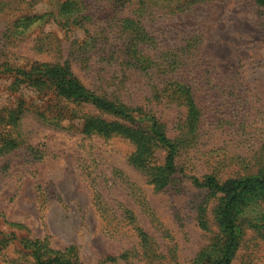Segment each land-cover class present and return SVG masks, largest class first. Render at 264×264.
<instances>
[{
	"label": "rangeland",
	"instance_id": "374dc122",
	"mask_svg": "<svg viewBox=\"0 0 264 264\" xmlns=\"http://www.w3.org/2000/svg\"><path fill=\"white\" fill-rule=\"evenodd\" d=\"M57 1L0 0V63L53 61L52 52L35 49L36 39L63 38L65 32L50 23L48 15L26 21L21 16L43 14ZM192 8V13H166L163 18L168 30L196 31L200 51L212 61L214 80L208 84L204 75L196 86L205 115L198 144L183 149L171 178L156 184L129 163L134 147L128 140L87 137L66 122L57 127L25 113L20 121L25 146L0 157V232L9 238L0 264H30L32 257L15 244L18 240L37 239L51 256L73 246L81 264H188L217 239L213 216L221 194L195 186L191 176L201 179L214 173L224 182L256 172L259 154L264 163V5L254 0H196ZM75 33L82 36L81 31ZM200 69H194L195 79ZM72 70L91 87V74L78 63ZM10 82L8 73H0L4 113L18 98L9 90ZM20 94L29 102L36 98L28 88ZM48 97L39 96L37 103H49ZM159 108L172 135L185 107ZM28 145L37 151H28ZM155 155L163 158L161 150ZM94 189L114 205L119 218L101 216ZM125 206L131 223L122 215ZM234 210L240 236L231 264H264V194L255 188L246 191ZM200 215L207 227L200 224ZM139 228L147 234L145 245ZM127 248L129 255L121 256Z\"/></svg>",
	"mask_w": 264,
	"mask_h": 264
},
{
	"label": "trees",
	"instance_id": "16d2710c",
	"mask_svg": "<svg viewBox=\"0 0 264 264\" xmlns=\"http://www.w3.org/2000/svg\"><path fill=\"white\" fill-rule=\"evenodd\" d=\"M254 1L264 5V0ZM195 2L61 0L43 14L21 16L26 21L48 15V21L65 34L63 38L52 37L49 41L42 37L36 39L34 48L52 52L53 61H33L27 65L0 63V73L12 77L9 90L18 93L15 103L5 113L0 111V157L25 146L20 121L25 113H33L53 126L66 122L87 137L97 134L128 140L134 147L128 155L129 163L152 182L162 185L167 182L176 171L180 152L198 144L205 115L201 108L203 102L197 101L196 86L204 81V75L208 84L214 80L209 66L212 61L200 51L197 32L168 30L164 23L166 13L194 12ZM76 31H81L82 36L76 37ZM73 63L92 75L91 87L80 82L72 70ZM198 67L201 69L195 79L193 71ZM23 88L35 93L32 102L23 100L20 94ZM45 95H49L50 102L38 104L37 98ZM167 104L185 107L183 118L173 123L172 135L162 117L163 109L159 108ZM26 149L31 153L37 151L29 145ZM156 150L162 151L163 158L155 155ZM259 155L255 163L258 169L249 175L224 182L214 173L201 179L191 176L195 186L219 192L221 196L213 216L218 237L202 247L188 264H231L240 236L235 206L253 188L264 194V163ZM236 158L246 161L245 157ZM93 201L104 219L120 217L114 205L97 189H94ZM123 210L124 218L133 222L128 206ZM199 222L207 227L203 215L199 216ZM121 224L118 220L119 228H124ZM1 233L0 254L9 242L8 236ZM146 235L139 228L141 245L146 244ZM18 241L15 244L32 257L30 264H81L76 261L73 246L64 249L62 255L51 256L37 239ZM130 252L131 248H127L121 256L127 257Z\"/></svg>",
	"mask_w": 264,
	"mask_h": 264
}]
</instances>
